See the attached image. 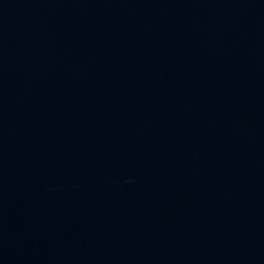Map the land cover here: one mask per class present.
<instances>
[{
  "label": "water",
  "instance_id": "95a60500",
  "mask_svg": "<svg viewBox=\"0 0 264 264\" xmlns=\"http://www.w3.org/2000/svg\"><path fill=\"white\" fill-rule=\"evenodd\" d=\"M0 264H264V0H0Z\"/></svg>",
  "mask_w": 264,
  "mask_h": 264
}]
</instances>
